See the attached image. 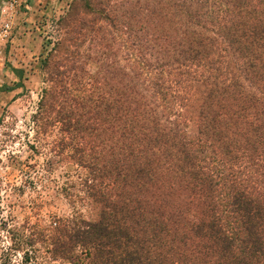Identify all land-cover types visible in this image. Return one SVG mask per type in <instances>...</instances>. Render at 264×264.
Returning <instances> with one entry per match:
<instances>
[{
  "label": "trees",
  "instance_id": "obj_1",
  "mask_svg": "<svg viewBox=\"0 0 264 264\" xmlns=\"http://www.w3.org/2000/svg\"><path fill=\"white\" fill-rule=\"evenodd\" d=\"M56 22L32 122L72 145L93 217L8 229L0 264H264V0H72Z\"/></svg>",
  "mask_w": 264,
  "mask_h": 264
},
{
  "label": "rangeland",
  "instance_id": "obj_2",
  "mask_svg": "<svg viewBox=\"0 0 264 264\" xmlns=\"http://www.w3.org/2000/svg\"><path fill=\"white\" fill-rule=\"evenodd\" d=\"M71 1L0 0V252L8 244V229L25 223L43 228L54 216L69 217L72 211L85 220L93 217L87 201H81L82 171L69 157L72 145L58 124L41 131L32 122L45 77L41 61L60 37L56 21ZM83 68L91 73L95 66ZM11 69L21 70V78ZM10 259L19 263L20 254ZM36 260L44 262L41 252Z\"/></svg>",
  "mask_w": 264,
  "mask_h": 264
}]
</instances>
